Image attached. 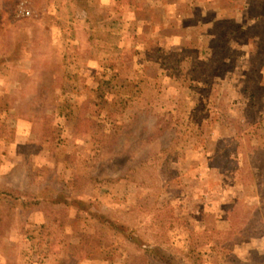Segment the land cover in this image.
Listing matches in <instances>:
<instances>
[{
  "label": "rangeland",
  "instance_id": "rangeland-1",
  "mask_svg": "<svg viewBox=\"0 0 264 264\" xmlns=\"http://www.w3.org/2000/svg\"><path fill=\"white\" fill-rule=\"evenodd\" d=\"M87 3L0 0V261L264 264V0Z\"/></svg>",
  "mask_w": 264,
  "mask_h": 264
},
{
  "label": "trees",
  "instance_id": "trees-1",
  "mask_svg": "<svg viewBox=\"0 0 264 264\" xmlns=\"http://www.w3.org/2000/svg\"><path fill=\"white\" fill-rule=\"evenodd\" d=\"M88 0H76V5L78 4L79 6L82 7V9L84 10H88L89 11V5L87 3ZM89 15V12H86ZM97 17V16H96ZM20 36L15 38V42H13V49L11 50V52H8L6 54H3L6 57H12L13 55H15L16 53H18V50L20 48V44H19V39ZM28 38V36L25 37V39ZM12 55V56H10ZM3 67L2 65H0V68ZM131 240L136 242L137 241L134 239V237H131ZM155 250V249H154ZM153 253V251H151ZM160 260H163L161 257L159 258Z\"/></svg>",
  "mask_w": 264,
  "mask_h": 264
},
{
  "label": "crops",
  "instance_id": "crops-1",
  "mask_svg": "<svg viewBox=\"0 0 264 264\" xmlns=\"http://www.w3.org/2000/svg\"><path fill=\"white\" fill-rule=\"evenodd\" d=\"M11 257H5L4 259H2L1 261H0V264H11Z\"/></svg>",
  "mask_w": 264,
  "mask_h": 264
}]
</instances>
